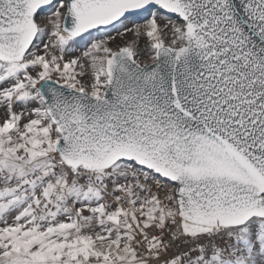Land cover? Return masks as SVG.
Here are the masks:
<instances>
[{
  "label": "snow or ice",
  "instance_id": "1",
  "mask_svg": "<svg viewBox=\"0 0 264 264\" xmlns=\"http://www.w3.org/2000/svg\"><path fill=\"white\" fill-rule=\"evenodd\" d=\"M0 264H264V0H0Z\"/></svg>",
  "mask_w": 264,
  "mask_h": 264
},
{
  "label": "rangeland",
  "instance_id": "2",
  "mask_svg": "<svg viewBox=\"0 0 264 264\" xmlns=\"http://www.w3.org/2000/svg\"><path fill=\"white\" fill-rule=\"evenodd\" d=\"M107 31H108L109 33H111L112 35H115V32L111 29V27H109V28L107 29ZM84 39H85V40L88 39L87 35L84 37ZM117 40L119 41V37L117 38Z\"/></svg>",
  "mask_w": 264,
  "mask_h": 264
},
{
  "label": "water",
  "instance_id": "3",
  "mask_svg": "<svg viewBox=\"0 0 264 264\" xmlns=\"http://www.w3.org/2000/svg\"><path fill=\"white\" fill-rule=\"evenodd\" d=\"M109 27H111V26H109Z\"/></svg>",
  "mask_w": 264,
  "mask_h": 264
}]
</instances>
